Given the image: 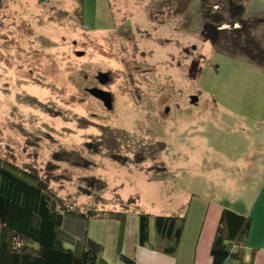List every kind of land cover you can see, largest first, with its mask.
Wrapping results in <instances>:
<instances>
[{
	"label": "rangeland",
	"instance_id": "obj_1",
	"mask_svg": "<svg viewBox=\"0 0 264 264\" xmlns=\"http://www.w3.org/2000/svg\"><path fill=\"white\" fill-rule=\"evenodd\" d=\"M204 1L214 11L226 2L115 0L109 19L105 0H85V27L102 19L94 32L70 25L80 19L77 6L4 0L0 159L36 170L82 210L126 212L131 245L138 214L162 215L189 180L203 182L199 194L231 201L206 176L214 164L208 147L227 160L233 150L264 147L247 134L257 133V123L264 131V68L202 39ZM240 1L247 16L264 15V0ZM198 58L193 79L190 63ZM100 73L111 77L101 87L113 95L111 110L87 92ZM163 161L191 164L173 171ZM63 230L88 233L104 243L109 264H125L117 255L119 222L66 217Z\"/></svg>",
	"mask_w": 264,
	"mask_h": 264
},
{
	"label": "trees",
	"instance_id": "obj_2",
	"mask_svg": "<svg viewBox=\"0 0 264 264\" xmlns=\"http://www.w3.org/2000/svg\"><path fill=\"white\" fill-rule=\"evenodd\" d=\"M3 2L0 0V4ZM220 5H223V11H214V5L210 7L207 1L202 3V39L218 52L244 57L251 64L264 68V15L247 16L240 0L217 3ZM79 10L80 19L70 25L83 27L86 31H100L95 30V25L86 28L82 6L76 13ZM196 60L199 58L191 61L188 72L193 79L200 70ZM54 157L62 158L60 154ZM66 217L87 222H119L117 255L125 264H138L123 253L128 223L126 212L82 210L76 200L55 192L36 170L0 159V264H108L104 258V243L91 238L88 233L80 238L64 231ZM251 228L250 217L225 208L211 248L212 264H247L245 256ZM183 230L184 217L141 212L135 245L149 246L154 251L175 256Z\"/></svg>",
	"mask_w": 264,
	"mask_h": 264
},
{
	"label": "crops",
	"instance_id": "obj_3",
	"mask_svg": "<svg viewBox=\"0 0 264 264\" xmlns=\"http://www.w3.org/2000/svg\"><path fill=\"white\" fill-rule=\"evenodd\" d=\"M36 1L40 5L55 6L57 10H65L70 6L76 9V6H82L84 15L85 0ZM112 1L115 2V0H105L110 7L111 16L109 15V19H115ZM99 21L102 19L96 17L89 24L99 25ZM251 125L253 126V124ZM254 127L257 133L247 134L264 146V131L260 123ZM239 130L242 129L239 128ZM208 150H210V160L214 161V164L213 168L207 171L206 176L210 179L211 186L216 189L217 186H220L219 191L224 196H229L231 201L221 202L199 194L198 189L203 187L201 180L184 182L185 184L178 188L181 195L173 196L171 201H168V208L164 207L166 209L158 213L184 217L183 235L175 256L154 251L149 246L131 245L127 240V224L123 251L134 258L138 264H212V244L222 212L229 207V209L248 216L252 220L245 262L247 264H264V147H243L239 151L233 150L230 160L225 158L224 152H214L211 147H208ZM163 162L166 165V170L173 171H176L179 165L189 167L191 164L190 162L170 167L171 163ZM230 264L236 263L230 262Z\"/></svg>",
	"mask_w": 264,
	"mask_h": 264
},
{
	"label": "water",
	"instance_id": "obj_4",
	"mask_svg": "<svg viewBox=\"0 0 264 264\" xmlns=\"http://www.w3.org/2000/svg\"><path fill=\"white\" fill-rule=\"evenodd\" d=\"M77 55L78 56H82V55H84V53L83 52H78ZM98 79L103 84H105L108 81L106 74H100L98 76ZM87 92L91 96H93L94 98H96L98 100H101L108 110H111L113 108V98H112V96L109 93H107V92H105L103 90L97 89V88L89 89V90H87ZM191 102L193 104H196L198 102V97H196V96L191 97Z\"/></svg>",
	"mask_w": 264,
	"mask_h": 264
},
{
	"label": "flooded vegetation",
	"instance_id": "obj_5",
	"mask_svg": "<svg viewBox=\"0 0 264 264\" xmlns=\"http://www.w3.org/2000/svg\"><path fill=\"white\" fill-rule=\"evenodd\" d=\"M192 63H190V67L192 66L191 65ZM100 74H106L107 75V82L105 83V84H103V83H101V81L98 79V77H97V81L99 82V85L97 86V87H93V88H97V89H100V90H103V91H105V92H107V93H109L111 96H112V98H113V95H112V93H111V91H109V90H104V89H102L103 87H106V86H108V85H110V84H112V81H111V77H110V75L108 74V73H100ZM102 87V88H101ZM92 89V88H91ZM87 90H89V89H87ZM98 100V99H97ZM100 103H102L103 104V106L105 107V105H104V103L101 101V100H98Z\"/></svg>",
	"mask_w": 264,
	"mask_h": 264
}]
</instances>
